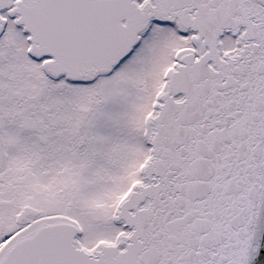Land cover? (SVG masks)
Wrapping results in <instances>:
<instances>
[{"label": "snow or ice", "instance_id": "obj_1", "mask_svg": "<svg viewBox=\"0 0 264 264\" xmlns=\"http://www.w3.org/2000/svg\"><path fill=\"white\" fill-rule=\"evenodd\" d=\"M0 264H264V0H0Z\"/></svg>", "mask_w": 264, "mask_h": 264}]
</instances>
